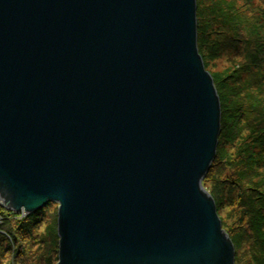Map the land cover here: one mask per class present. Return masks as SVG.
Segmentation results:
<instances>
[{"label":"water","instance_id":"obj_1","mask_svg":"<svg viewBox=\"0 0 264 264\" xmlns=\"http://www.w3.org/2000/svg\"><path fill=\"white\" fill-rule=\"evenodd\" d=\"M197 0H0V204L57 206L55 264H235L203 179L221 104Z\"/></svg>","mask_w":264,"mask_h":264},{"label":"trees","instance_id":"obj_2","mask_svg":"<svg viewBox=\"0 0 264 264\" xmlns=\"http://www.w3.org/2000/svg\"><path fill=\"white\" fill-rule=\"evenodd\" d=\"M249 1L197 0V44L205 68L224 51L232 63L229 71L210 70L221 129L202 183L234 244L235 264H264V0ZM56 208L48 202L23 214L0 204V264H55ZM229 209L234 226L221 215Z\"/></svg>","mask_w":264,"mask_h":264},{"label":"rangeland","instance_id":"obj_3","mask_svg":"<svg viewBox=\"0 0 264 264\" xmlns=\"http://www.w3.org/2000/svg\"><path fill=\"white\" fill-rule=\"evenodd\" d=\"M245 0H239V4L241 5V4H243V2H244ZM248 3L250 4V1L248 0ZM230 56L231 55H229L226 51H224L223 52V54H222V56L221 57H219V58H216V59H213L212 61H211V63H210V70L211 71H218L219 73H220V71H229L228 69L232 66V63H231V61H230ZM209 70V69H208ZM209 70V72H211ZM209 192V191H208ZM56 204V203H55ZM228 212H229V216L227 217V215H228ZM21 213V212H20ZM221 215H222V217L224 218V219H226L227 221H228V223H230L232 226H234V224L233 223H231V218L234 216V214L231 212V210L229 209V210H225L224 212L222 211L221 212ZM51 220V219H50ZM50 220H48L47 221V224H50L49 222H50ZM44 224H46V223H44ZM39 230H44L43 232H45V230H46V227H45V225H42V226H40L39 227ZM38 230V231H39ZM37 231V232H38ZM36 232V233H37ZM30 235H32V234H30ZM35 247V246H34ZM26 262V264H28V260H25Z\"/></svg>","mask_w":264,"mask_h":264}]
</instances>
